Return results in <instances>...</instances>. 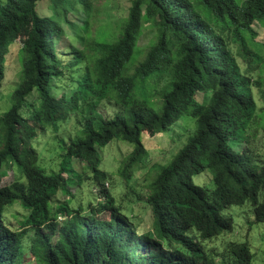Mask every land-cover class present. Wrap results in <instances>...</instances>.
Wrapping results in <instances>:
<instances>
[{"label":"trees","instance_id":"16d2710c","mask_svg":"<svg viewBox=\"0 0 264 264\" xmlns=\"http://www.w3.org/2000/svg\"><path fill=\"white\" fill-rule=\"evenodd\" d=\"M39 1L0 4V88L9 46L23 41L20 84L12 107L0 116V264H252L247 242L229 241L221 250L207 243L233 229V218L223 215L231 206L250 204L255 221L264 223V164L256 163L259 156L249 146L236 151L232 144L250 143L247 132L261 117L253 90L264 96V44L256 41L255 30L256 24L264 27V0H132L119 36L98 33L82 50L74 48L69 65L57 42L64 35L60 21L72 9L43 17ZM50 1L57 9L73 5ZM74 1L84 7L72 6L76 12L90 16L91 0ZM146 23L155 39L131 73L128 65ZM81 28L89 36V20ZM154 74L164 77L159 112L134 93L138 78ZM66 77L71 90L65 87L59 96L54 82ZM204 91L212 95L201 105L195 97ZM105 101L121 113L100 115L94 102ZM80 107L88 113L77 122L84 123L81 134L60 143L64 156L94 173L102 199L86 208L52 206L69 176L63 165L56 174L40 168L32 142L49 131L57 136ZM261 114L264 120V109ZM185 115L195 118L197 132L150 184L152 231L142 233L105 188L108 174L100 169L99 149L113 139L134 146L121 172L129 182L148 155L142 134L165 132ZM6 164L16 165L21 178L10 185H3ZM206 172L213 176L212 190L193 181ZM15 204L27 211L17 228L5 215Z\"/></svg>","mask_w":264,"mask_h":264},{"label":"rangeland","instance_id":"374dc122","mask_svg":"<svg viewBox=\"0 0 264 264\" xmlns=\"http://www.w3.org/2000/svg\"><path fill=\"white\" fill-rule=\"evenodd\" d=\"M70 1L73 4L72 6H75L74 9L83 7L80 4H76L77 2H73V0ZM4 2L5 0H0V4ZM131 4L132 0H91L92 10L90 16H88L85 10L76 12L71 4L62 5L57 9L53 1L43 0L38 2L37 12L43 17L57 18V12L61 9H72L66 17V21L69 20L70 24L65 20L63 22L60 21L64 35L57 42L60 54H67L61 59L69 65V62L74 58L72 52L75 53L77 49L82 50L88 45L90 38H96L98 33L103 36L107 34L108 39L119 36L122 25L129 15ZM88 20L90 22V34L86 36L84 29L81 27ZM71 24L77 26V29L72 28ZM255 30L258 34L256 41L264 44V27L256 24ZM86 37L87 39L84 41ZM154 39V28L149 23H146L138 41V46L141 50L137 48L131 63L128 65L131 73L145 58ZM22 46L23 41L18 39L9 46L8 53L4 57L5 78L0 88V116L4 115L12 107L13 93L20 84L22 71L20 50ZM74 48L77 49L74 50ZM157 75L138 78L135 83L134 93L136 99L148 102L150 107L159 112L163 104L161 90L164 84L162 82L164 77L158 78ZM69 83L70 81L67 77L66 80L56 79L53 86L54 92L59 94V96L62 95L65 93V87L69 88L67 87ZM70 90L68 89L67 91L69 92ZM253 91L258 103L257 114L262 117L264 96L258 88H254ZM211 95V91L200 92L195 97V100L198 104L204 105L209 102ZM32 98L30 101L37 104L38 101L32 100ZM93 106L97 107L98 113L105 118H113L116 114L121 113L120 109L111 102L105 101L99 104L94 102ZM82 108H79L78 114L76 111L73 112L70 120L61 124L57 136L52 131H49L45 134H39L38 138L32 142L33 147L40 155L38 163L40 168L44 169L48 174H56L63 165L69 176L66 189L58 192L52 202V206L69 204L75 209L80 205L86 208L88 203H97L99 199H102L99 186L93 179L94 173L82 161L64 156V144L60 143L62 140L69 143L71 139L75 140L81 134L84 123L79 122L78 125L77 122L88 115ZM261 117H256L255 122L247 132L252 139L250 143L242 140L232 141L236 151H241L249 146L259 156V161L256 162L258 165L264 164V120ZM196 132L197 123L191 115L183 116L165 132L153 135L145 131L142 134V143L148 155L143 160L141 168L134 172L129 182L124 180L121 172L124 163L131 156L134 146L122 139H113L109 145L99 149L101 156L100 169L108 174L105 188L115 198L116 204L121 207L123 212L129 215L137 224L140 232L152 231V214L147 204L150 184L161 170V166L168 165ZM18 169L16 165L9 166L6 164L4 166L2 171L3 175H5L3 185L12 184L16 178L21 179ZM79 177L82 178V181H80ZM193 181L196 185L208 190L214 188L213 176L210 172L195 176ZM5 212L8 222L16 228L19 226L18 222L27 215V211L20 204L8 207ZM223 215L233 218V229L207 243V247H216L221 250L229 241L247 242L253 254L252 264H263L264 223L255 221L253 207L248 203L242 206H231L223 212ZM102 217L109 219L108 214H103ZM28 259L32 260V256L28 255Z\"/></svg>","mask_w":264,"mask_h":264},{"label":"clouds","instance_id":"9594fccd","mask_svg":"<svg viewBox=\"0 0 264 264\" xmlns=\"http://www.w3.org/2000/svg\"><path fill=\"white\" fill-rule=\"evenodd\" d=\"M60 217L63 218V219L61 220ZM58 219H59V221H63V220H65V217L64 216H59Z\"/></svg>","mask_w":264,"mask_h":264},{"label":"built area","instance_id":"2783aa9c","mask_svg":"<svg viewBox=\"0 0 264 264\" xmlns=\"http://www.w3.org/2000/svg\"><path fill=\"white\" fill-rule=\"evenodd\" d=\"M60 219L62 220L63 218L60 217Z\"/></svg>","mask_w":264,"mask_h":264}]
</instances>
